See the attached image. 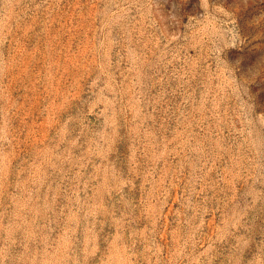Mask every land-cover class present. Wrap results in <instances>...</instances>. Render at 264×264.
<instances>
[{
	"label": "rangeland",
	"instance_id": "rangeland-1",
	"mask_svg": "<svg viewBox=\"0 0 264 264\" xmlns=\"http://www.w3.org/2000/svg\"><path fill=\"white\" fill-rule=\"evenodd\" d=\"M0 264H264V0H0Z\"/></svg>",
	"mask_w": 264,
	"mask_h": 264
}]
</instances>
